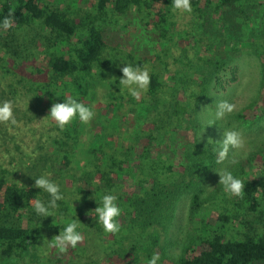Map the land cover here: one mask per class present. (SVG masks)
<instances>
[{
	"label": "trees",
	"instance_id": "obj_1",
	"mask_svg": "<svg viewBox=\"0 0 264 264\" xmlns=\"http://www.w3.org/2000/svg\"><path fill=\"white\" fill-rule=\"evenodd\" d=\"M155 1L173 9L172 0H96L88 10L61 8L45 0H0V20L11 16L14 21L12 29L0 31L2 77L18 76L20 67L28 70L29 79L42 73L34 62L39 51L47 70L42 82L29 85V89L42 99L63 102L72 97L89 105L96 97V82L119 84L125 64L142 69L150 59L121 52L118 43L108 41L109 24L138 14L146 24L158 20L159 37H167L165 14L151 11ZM244 1L247 0H191V6L193 13L204 17L202 26L206 27L211 6H233ZM210 62L215 66L220 63ZM161 64L163 74L153 65L149 71L151 83L139 100L147 106L143 116L137 115L141 123L136 130L131 126L119 129L107 118L103 122L94 120L93 139L83 148L79 141L80 121L75 119L63 130L55 126L59 132L38 143V154L31 164L23 161L14 165L29 176V184L11 180L9 170L0 168L2 256H15L28 263L42 222L48 218L37 215L34 204L50 199L34 186V178L48 174L66 197L58 202L57 213L61 215L69 208L66 202L70 199L89 210L98 206L102 194L117 195L122 209L117 218L121 231L111 242L135 259L147 261L158 250L159 264H173L165 260L162 252L161 225L178 196L190 193L188 221L194 233L174 264H264V146L231 169L235 176L247 175L242 179L243 198L230 197L219 183L207 196L203 195V185L217 165L213 149L219 146L197 139L179 143L177 135L180 129L195 132V104L208 95V78L191 67L168 74L166 64ZM10 88L15 94L16 89ZM263 93L264 70L260 94ZM124 94L133 100L127 90L120 98ZM263 101L264 97L245 106L234 118L248 121L254 105ZM121 105L109 104L113 112ZM0 125L2 132L14 126ZM253 165L260 168L258 174L252 171ZM219 201V207L215 206ZM210 202L215 206V222L206 219L205 207ZM24 214L27 225L22 224ZM95 226L101 237H106L108 233L102 226ZM54 229H59L58 225Z\"/></svg>",
	"mask_w": 264,
	"mask_h": 264
},
{
	"label": "rangeland",
	"instance_id": "obj_2",
	"mask_svg": "<svg viewBox=\"0 0 264 264\" xmlns=\"http://www.w3.org/2000/svg\"><path fill=\"white\" fill-rule=\"evenodd\" d=\"M45 1L61 8L75 10L79 7L88 10L96 0ZM151 9L152 13L165 14L163 25L167 26L166 38L159 37L160 28L156 25L158 20H150L146 24L136 14L123 16L120 22L109 24L107 31L110 35L107 40L118 43L121 52L133 54L135 57H150L142 69L150 71L153 65L159 74H163L164 66L161 63H165L168 74L191 67L201 77L207 76L210 86L208 95L195 104L196 116L192 121L195 132L193 129H180L177 141L184 143L197 139L200 142L212 140L215 143L222 140L224 130H236L244 140V147L235 153L237 161L245 159L251 152L259 151L264 146V104L254 105L250 112L251 118L246 122H239L234 114L264 97V93L260 94L264 70V0H247L233 6H211L206 27L202 26L205 20L203 16L193 12L174 11L161 1H155ZM210 60H218L220 63L215 66ZM34 62L42 69V73L32 79L27 78L29 72L24 67H20V74L16 77H2L0 69V101H13L17 121L13 127L7 128L8 132L0 130V168H7L10 179L18 181L19 184H29V176L14 165L23 161L31 164L38 154V143L59 132L55 122L47 116L52 104L60 101L39 98V95L29 89V85L42 82L43 74L47 70L39 51L35 54ZM11 86L16 89L15 94L11 93ZM95 90L96 97L88 105L92 107L95 116L87 125L81 122L78 124L79 141L83 148L93 139L91 129L94 120L103 122L107 118L119 129L131 126L136 130L141 123V118L137 115L143 116L147 106L145 102L139 101L145 92H141L138 99L133 98L130 101L127 94L120 98L122 91L119 84L96 82ZM221 100L235 104L236 108L223 120H215L216 105ZM118 102L122 105L113 112L109 104ZM212 122L215 124L209 125ZM231 156L232 153L230 158ZM221 167L217 164L207 177L203 185V195L207 196L219 183L216 170ZM230 167L232 169L233 165ZM251 169L256 174L260 172L256 165ZM236 176L244 179L247 175L237 173ZM190 196V193L178 196L172 211L161 225L162 252L165 260L173 264L188 237L194 233L188 221ZM66 203L69 208L64 210L63 215L57 213V208L54 210L55 217L50 216L42 222L38 243L31 251L27 264H68L70 261L83 264H146L147 261L131 257L111 242L113 234L108 233L106 237H101V232L95 226L96 221L91 216L94 215L96 207L88 210L71 199ZM219 205L220 201L216 202L215 206ZM215 206L210 202L205 207L208 210L206 219L210 222L216 221ZM74 219L80 220L79 230L84 239L75 249L69 247L61 251L53 246L51 240ZM27 222V215L24 214L22 224L27 225ZM57 225L59 229L55 230ZM0 264L24 263L15 256L4 257L0 254Z\"/></svg>",
	"mask_w": 264,
	"mask_h": 264
},
{
	"label": "clouds",
	"instance_id": "obj_3",
	"mask_svg": "<svg viewBox=\"0 0 264 264\" xmlns=\"http://www.w3.org/2000/svg\"><path fill=\"white\" fill-rule=\"evenodd\" d=\"M172 8L174 11L180 13H191V0H172ZM14 21L11 16H6L0 20V31H8L13 28ZM121 68L122 77L119 79L120 91L127 90V93L138 99L141 92H146L151 83V77L147 69L134 67L131 64H125ZM236 105L227 101L221 100L217 102L215 111V120H223L226 115L235 111ZM95 113L91 106L79 102L76 98H66L63 102L53 103L50 107L48 118L55 122V125L60 130H63L73 120L78 119L82 124H89L93 120ZM0 123H17L14 116L13 101H0ZM212 122L209 125H214ZM209 142H213L209 140ZM214 143V142H213ZM219 148H214L213 152L216 156V163L222 167L217 169L219 175V185L222 186L223 191L230 197L235 196L243 198L244 196V182L233 174L230 165H235L237 160L235 153L244 147V140L240 132L236 130H224L223 138L219 142ZM230 153L232 156L230 158ZM34 186L40 191L48 194L50 199L45 203L42 200H37L34 204V210L37 215L44 217H55L54 210L58 208V202L65 199L61 187L50 175H40L34 178ZM96 200V199H95ZM117 195L108 192L102 194L99 199L98 206L94 209V217L96 223L100 224L106 233L118 234L121 231V224L118 217L122 214V209L118 206ZM80 220L74 219L69 221L59 232L58 235L52 239L53 246L61 251L71 247L75 249L80 244L84 237L79 230ZM159 253H153L146 264H159Z\"/></svg>",
	"mask_w": 264,
	"mask_h": 264
}]
</instances>
